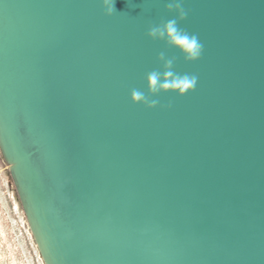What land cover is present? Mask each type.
I'll list each match as a JSON object with an SVG mask.
<instances>
[{
	"label": "water",
	"instance_id": "95a60500",
	"mask_svg": "<svg viewBox=\"0 0 264 264\" xmlns=\"http://www.w3.org/2000/svg\"><path fill=\"white\" fill-rule=\"evenodd\" d=\"M0 0V147L45 264H264V0ZM199 77L134 106L146 76ZM171 104L169 109L166 106Z\"/></svg>",
	"mask_w": 264,
	"mask_h": 264
},
{
	"label": "clouds",
	"instance_id": "9594fccd",
	"mask_svg": "<svg viewBox=\"0 0 264 264\" xmlns=\"http://www.w3.org/2000/svg\"><path fill=\"white\" fill-rule=\"evenodd\" d=\"M104 10V15L111 18L116 14V0H99ZM166 12L175 13L176 18L160 24H152L147 31L148 39L153 42H163L167 48L175 49L184 58L185 63H196L201 60L204 45L199 36L190 34L180 28V23L188 18V11L184 7V0H169L165 6ZM158 63L163 66V71L153 70L146 76L148 94L139 89H132L130 100L134 106H144L148 110H155L159 105L158 97L161 94H175L180 98L195 92L199 77L194 74H180L175 69V58H168L165 52H160ZM167 108L172 105L168 104Z\"/></svg>",
	"mask_w": 264,
	"mask_h": 264
},
{
	"label": "rangeland",
	"instance_id": "374dc122",
	"mask_svg": "<svg viewBox=\"0 0 264 264\" xmlns=\"http://www.w3.org/2000/svg\"><path fill=\"white\" fill-rule=\"evenodd\" d=\"M0 147V264H45Z\"/></svg>",
	"mask_w": 264,
	"mask_h": 264
}]
</instances>
